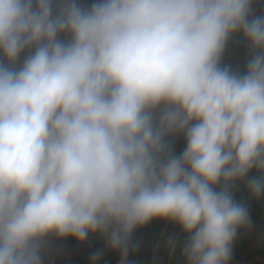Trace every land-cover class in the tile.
Segmentation results:
<instances>
[{
    "label": "clouds",
    "instance_id": "clouds-1",
    "mask_svg": "<svg viewBox=\"0 0 264 264\" xmlns=\"http://www.w3.org/2000/svg\"><path fill=\"white\" fill-rule=\"evenodd\" d=\"M250 4L63 0L54 14L53 0H0V264H41L50 234L97 232L126 259L154 218L182 227L187 264H228L250 223L230 185L264 173V16ZM237 32L242 75L220 66ZM171 132L186 148L161 159ZM248 187L264 193V175Z\"/></svg>",
    "mask_w": 264,
    "mask_h": 264
},
{
    "label": "crops",
    "instance_id": "crops-1",
    "mask_svg": "<svg viewBox=\"0 0 264 264\" xmlns=\"http://www.w3.org/2000/svg\"><path fill=\"white\" fill-rule=\"evenodd\" d=\"M63 0H53V11L61 6ZM82 7H90L96 0H76ZM264 16V0H251L250 18ZM70 41L68 33L58 37ZM32 50L21 53L15 68L22 66L23 61ZM252 51L249 42L241 32L234 33L226 42L220 66L231 71L244 74L246 65L251 58ZM0 62L7 63L0 53ZM164 142L167 152L161 156L166 159L168 154L179 157L186 148L185 133L174 136L166 135ZM261 173L256 168L249 171L243 179H237L230 185V192L234 201L243 204L248 212L250 223L246 227L237 229L236 236L231 246V257L228 264H264V193L254 196L248 187L249 179L260 178ZM223 182L216 186L222 187ZM170 219L154 218L142 226H138L131 234L128 243L126 259L120 249H113L105 234L89 233L84 241L74 237L60 238L50 234L40 241L41 264H153L156 250L161 236ZM188 239L182 227L171 249L167 264H187L183 248ZM100 253L97 260L93 261L94 253Z\"/></svg>",
    "mask_w": 264,
    "mask_h": 264
},
{
    "label": "water",
    "instance_id": "water-1",
    "mask_svg": "<svg viewBox=\"0 0 264 264\" xmlns=\"http://www.w3.org/2000/svg\"><path fill=\"white\" fill-rule=\"evenodd\" d=\"M181 226L169 220L156 250L153 264H167L171 249L177 239Z\"/></svg>",
    "mask_w": 264,
    "mask_h": 264
},
{
    "label": "built area",
    "instance_id": "built-area-1",
    "mask_svg": "<svg viewBox=\"0 0 264 264\" xmlns=\"http://www.w3.org/2000/svg\"><path fill=\"white\" fill-rule=\"evenodd\" d=\"M159 109H157V116H158V114H159ZM181 133H183V132H171V133H168L167 135H169V136H174V135H178V134H181Z\"/></svg>",
    "mask_w": 264,
    "mask_h": 264
}]
</instances>
